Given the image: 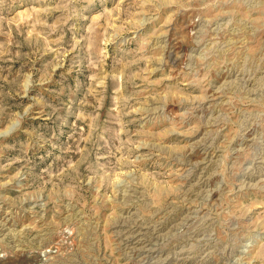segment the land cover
Segmentation results:
<instances>
[{
	"label": "rangeland",
	"instance_id": "obj_1",
	"mask_svg": "<svg viewBox=\"0 0 264 264\" xmlns=\"http://www.w3.org/2000/svg\"><path fill=\"white\" fill-rule=\"evenodd\" d=\"M0 264H264V0H0Z\"/></svg>",
	"mask_w": 264,
	"mask_h": 264
},
{
	"label": "bare ground",
	"instance_id": "obj_2",
	"mask_svg": "<svg viewBox=\"0 0 264 264\" xmlns=\"http://www.w3.org/2000/svg\"><path fill=\"white\" fill-rule=\"evenodd\" d=\"M181 48V47H180ZM169 53H170V51H169ZM169 55H171V54H169ZM172 56V55H171Z\"/></svg>",
	"mask_w": 264,
	"mask_h": 264
}]
</instances>
